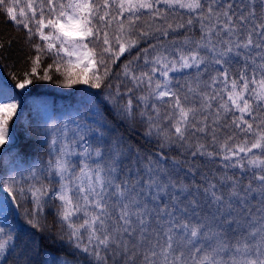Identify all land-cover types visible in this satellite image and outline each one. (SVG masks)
<instances>
[{
  "label": "snow or ice",
  "instance_id": "snow-or-ice-1",
  "mask_svg": "<svg viewBox=\"0 0 264 264\" xmlns=\"http://www.w3.org/2000/svg\"><path fill=\"white\" fill-rule=\"evenodd\" d=\"M0 15L34 53L0 85V149L16 90L100 93L46 112L25 146L43 155L0 174L30 204L27 228L0 218V264H264V0H0Z\"/></svg>",
  "mask_w": 264,
  "mask_h": 264
},
{
  "label": "trees",
  "instance_id": "trees-1",
  "mask_svg": "<svg viewBox=\"0 0 264 264\" xmlns=\"http://www.w3.org/2000/svg\"><path fill=\"white\" fill-rule=\"evenodd\" d=\"M0 41L5 43V48L0 52V73L6 85L11 88L15 83L11 79L12 75L23 72L28 65V57L34 53L26 43V31L17 28L3 15H0ZM9 42H11L10 46ZM121 59L123 60L124 57ZM48 62L51 61L48 60ZM113 71L118 72L119 68H114ZM86 93L90 92L83 89L82 85L66 89L58 83L45 81L36 82L27 95L16 90V99L20 101L21 106L18 109V118H14V123L10 126L12 143L0 149V174L11 173L14 168H24L38 160L43 155L42 151L37 147H25L38 143L36 138L30 135L35 123L37 121L43 123L47 110L64 115L80 109ZM96 94L99 98V90H96ZM4 203H7V207L4 213H0V218L10 212V222L18 227L27 228L23 212L25 208H30V204L21 201V206L17 208L0 194V204ZM47 223L50 225L54 223V217L51 214L47 216Z\"/></svg>",
  "mask_w": 264,
  "mask_h": 264
},
{
  "label": "rangeland",
  "instance_id": "rangeland-1",
  "mask_svg": "<svg viewBox=\"0 0 264 264\" xmlns=\"http://www.w3.org/2000/svg\"><path fill=\"white\" fill-rule=\"evenodd\" d=\"M0 85H6L4 78L2 77L1 73H0ZM85 90H89L86 86L83 87ZM46 112H49V110H47ZM45 112V114H46ZM75 111L71 112L74 113ZM13 205V204H12Z\"/></svg>",
  "mask_w": 264,
  "mask_h": 264
}]
</instances>
